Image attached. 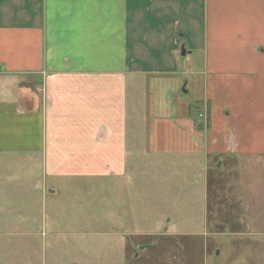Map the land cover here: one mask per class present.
I'll return each mask as SVG.
<instances>
[{
  "label": "crops",
  "instance_id": "obj_1",
  "mask_svg": "<svg viewBox=\"0 0 264 264\" xmlns=\"http://www.w3.org/2000/svg\"><path fill=\"white\" fill-rule=\"evenodd\" d=\"M184 55L204 128L167 86ZM146 105L172 110L155 145L234 161L237 187L204 171L206 220L213 203L219 221L260 208L264 223V0H0V159L35 161L42 179L125 178L127 121Z\"/></svg>",
  "mask_w": 264,
  "mask_h": 264
},
{
  "label": "rangeland",
  "instance_id": "obj_2",
  "mask_svg": "<svg viewBox=\"0 0 264 264\" xmlns=\"http://www.w3.org/2000/svg\"><path fill=\"white\" fill-rule=\"evenodd\" d=\"M187 57H178L180 69L167 86L175 101L181 98L192 107L191 124L204 128L197 102L200 81L182 71ZM146 111L145 122L134 125L132 114L127 121L122 179H42L35 161L0 159V264H264L260 208L248 225L240 218L219 221L209 213L213 203L205 218V169L209 183L234 188L239 183L234 161L209 159L207 168L174 145H155L156 133L163 138L170 131L165 119L172 110L157 113L146 105ZM161 121L166 123L158 132ZM249 193L252 201L245 204L257 199ZM228 194L219 191L215 197Z\"/></svg>",
  "mask_w": 264,
  "mask_h": 264
},
{
  "label": "built area",
  "instance_id": "obj_3",
  "mask_svg": "<svg viewBox=\"0 0 264 264\" xmlns=\"http://www.w3.org/2000/svg\"><path fill=\"white\" fill-rule=\"evenodd\" d=\"M199 116L204 117V120L207 119V113L206 112L200 113Z\"/></svg>",
  "mask_w": 264,
  "mask_h": 264
},
{
  "label": "water",
  "instance_id": "obj_4",
  "mask_svg": "<svg viewBox=\"0 0 264 264\" xmlns=\"http://www.w3.org/2000/svg\"><path fill=\"white\" fill-rule=\"evenodd\" d=\"M185 52L183 51V49H182V51H181V54L183 55Z\"/></svg>",
  "mask_w": 264,
  "mask_h": 264
}]
</instances>
